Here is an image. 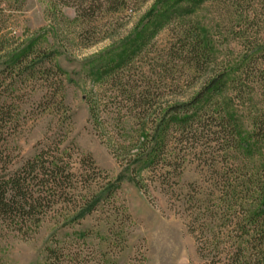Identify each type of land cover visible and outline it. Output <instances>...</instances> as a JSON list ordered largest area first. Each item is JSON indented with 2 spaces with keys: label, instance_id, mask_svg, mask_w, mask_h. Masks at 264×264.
Instances as JSON below:
<instances>
[{
  "label": "rangeland",
  "instance_id": "obj_1",
  "mask_svg": "<svg viewBox=\"0 0 264 264\" xmlns=\"http://www.w3.org/2000/svg\"><path fill=\"white\" fill-rule=\"evenodd\" d=\"M154 3L0 0V178L40 156L82 175L93 163V189L118 181L109 199L76 221L78 208L63 202L69 195L52 199L35 222L0 219V264H236L238 245L247 259L231 186L264 164V0H183L174 11L168 1L150 13ZM171 12L175 19L159 25L157 14ZM136 27L148 43L116 88L99 79L98 67L135 49ZM189 27L208 54L193 68L169 55ZM30 41L38 58L10 71L9 54ZM213 78L223 84L218 96L189 107L192 127L169 126L158 160L140 168L134 154L150 111L190 101ZM143 92L154 101L150 110ZM220 108L243 138L263 128L248 142L252 155L235 147L231 125H220ZM48 248L57 252L47 259Z\"/></svg>",
  "mask_w": 264,
  "mask_h": 264
},
{
  "label": "trees",
  "instance_id": "obj_2",
  "mask_svg": "<svg viewBox=\"0 0 264 264\" xmlns=\"http://www.w3.org/2000/svg\"><path fill=\"white\" fill-rule=\"evenodd\" d=\"M168 1L169 3L172 1L170 7L173 9L172 11H174L175 7L183 0H155L149 12L158 11L157 5L168 4ZM163 14L164 13L157 14V17L160 19L158 20L159 25L161 26H167L172 22V19H175L172 12L168 16ZM177 22L179 23V21ZM182 24L185 23L182 21ZM138 28H135V33L133 34L135 36L131 37L132 40L138 37L135 49L109 62L99 64V79L103 78L105 82L111 80L115 87H118L115 79L121 81V79L118 78L120 71L127 67L128 64L133 61L136 52L145 48L148 43L144 41L142 38L143 36H141L143 32ZM34 45V42L30 41L20 48L13 49L7 58V62H5L10 71L13 72L21 68L23 63L27 62L28 59H30L29 62H32L38 58V54H34V56L31 57V55H33L32 49ZM206 47L207 45L204 38L200 36L199 32H195V28L189 27L185 30L183 28L177 36L174 48L169 55L173 52L174 54L180 55V57L184 59V63L187 64L188 60V63H190V66L193 68L194 65H196V67L198 66L200 58L208 59ZM222 85L219 79L213 78L203 85L202 89L197 92L190 101L174 102L169 106H159V111L153 110V113L150 111V114L154 116L149 121H146L149 125V131L142 135L140 150L134 154V156H137L135 161L139 167L150 168L151 165H154L163 149L166 132L169 126L172 125V127L180 129L181 131H185L187 127H192V123L195 121V118H197L194 115L196 110L194 108L193 111H191L189 107L208 103L214 97L216 98ZM139 99L149 110L153 106L154 101H151L148 92H143L139 96ZM91 103L92 101L90 100L89 117L93 121H96V117H98V106ZM221 109L222 108L218 109L217 113L218 111H222ZM216 119L219 120L221 126L226 124L231 125L232 134L236 139L235 147L238 148L241 153L253 154V149L248 142L251 139L257 140L256 138L261 136L260 133L263 131V128H258V130H254L250 133L247 138H243L239 135L238 131H236V128L230 124L231 120L228 115L225 113L222 115L219 114ZM143 120L146 119L144 118ZM240 169L243 168H239V170ZM255 170L256 172L254 174H249V176L243 180H240V176L244 174L238 176L235 173V179H239L241 182L236 186H231L235 197L234 201L236 204L238 203L237 205L242 211L241 218L236 220L237 222L234 223V226L236 231L241 233L238 239L246 235L245 250L248 251L247 259L242 262L240 259L242 245H238L235 258L234 256L230 258L236 264H251L252 261L254 264H264V164L256 167ZM91 171L92 173L87 175L73 173L70 169L63 166L62 163L55 160L42 159L40 156L34 158V160H28L17 172L10 174L6 178H0V219L8 220L12 218L20 222H26L28 220L35 222L37 221L35 218L38 217L36 215H42L46 213L47 210L52 209L54 204L52 203V199L57 197H64L65 199L67 195H69V197L71 196L72 199L69 198L68 200H64L62 198L64 200L63 202H65L66 205L71 203L73 207L78 208L75 214L71 216L70 220L76 221L77 219L85 217L87 214H90L97 205L102 204L104 200L109 199L114 194L118 183V181L107 182L104 186L97 185V188L93 189L94 184L92 183L94 179H96L95 175L97 173V168L93 163L91 164ZM246 175L245 172V176ZM83 184L85 185L82 186ZM247 185L249 187H247ZM239 188L240 192L238 196L235 189ZM76 205L78 206L76 207ZM56 252V248H48L46 250L47 259L55 255ZM47 264H64V262L57 263L56 260L51 263L48 262Z\"/></svg>",
  "mask_w": 264,
  "mask_h": 264
}]
</instances>
